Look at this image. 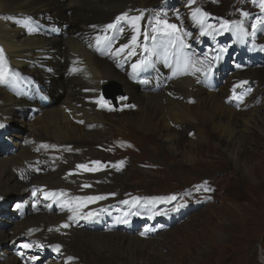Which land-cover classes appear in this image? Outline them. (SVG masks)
Here are the masks:
<instances>
[{"label":"bare ground","instance_id":"6f19581e","mask_svg":"<svg viewBox=\"0 0 264 264\" xmlns=\"http://www.w3.org/2000/svg\"><path fill=\"white\" fill-rule=\"evenodd\" d=\"M169 2L165 7H169ZM159 3L160 0H0V48L4 50L9 73L8 83L0 85V124L5 126L4 123L17 120L27 130L24 145L17 140L13 143L20 147L19 151L0 158V198L16 195L21 217L11 228L0 230V264H32L31 257L39 259V253L48 252L53 259L41 264H167L166 261L190 264L193 259L200 260L196 248L204 241H192L191 251L172 259L158 252V246L172 243L176 234L155 242L129 233L134 223L117 206L118 200L127 197L124 201L132 205L137 198L136 204L141 206L145 198L131 193L122 196L121 174L117 177L109 174L111 183L104 184L102 172L84 173L77 169L78 164L100 159L94 156L93 146L99 144L100 149H107L116 134L129 132L147 143H162L167 152H178L189 162L200 152L217 158L226 155L230 164L216 168L221 175L229 171L227 164L240 172L244 169L250 180L264 170V137L253 135H264V112L260 111L264 105L259 103L264 98L261 96L264 66L255 68L253 61L243 60L247 65L233 73L234 78L218 71L212 82L200 83L181 71L167 69L171 59H176L174 47L178 42L172 45L144 39L145 30L152 34L150 13ZM182 5L168 8L166 16L189 29L182 13L187 5ZM141 11L136 54L129 55L135 34L132 27L121 21L115 29L105 31V28L117 16L124 13L136 16ZM61 25L66 29L58 36L55 28ZM192 26L201 29L197 20ZM120 28L124 29L122 34ZM259 39L264 42V37ZM123 45L129 48L118 52ZM164 54L169 58L164 59ZM156 59L161 81L145 83L140 77ZM128 60L132 65L141 61L146 64L130 77L124 69ZM112 81L122 89L115 97L116 105L101 93L104 84ZM242 82H258V88L248 97L244 94L243 99L239 93L228 98L232 90L238 91L245 84ZM49 89L60 97L50 98ZM101 96L109 102L111 110L98 106L96 101ZM13 136L10 134L8 139ZM123 141L132 145L131 141ZM161 151L162 157L168 159ZM121 161L125 159L111 161L112 173L120 171ZM238 185L246 191L252 188L251 183ZM255 185L264 187L263 182ZM61 191L64 196L45 197V192ZM86 196L105 197L80 209L81 213L95 212V218L69 220L72 212L65 201ZM3 200L0 199V207ZM144 212L146 208L138 213L141 216ZM236 215L231 207L227 210V216L236 218ZM206 217V227L216 228L214 216ZM64 224L68 227H63ZM182 230L183 233L186 228ZM24 243L33 246L24 249L21 247ZM56 245L60 246L59 251L55 250ZM210 246L209 257L204 256L202 264H216L212 257L223 247L226 249L224 245ZM20 252L22 256L18 255Z\"/></svg>","mask_w":264,"mask_h":264},{"label":"rangeland","instance_id":"374dc122","mask_svg":"<svg viewBox=\"0 0 264 264\" xmlns=\"http://www.w3.org/2000/svg\"><path fill=\"white\" fill-rule=\"evenodd\" d=\"M162 1L164 0H160V2ZM169 1L170 0H168V2ZM239 2L240 0H211L207 3L202 1L200 5H202L207 12H211L212 14L215 13L214 15L220 18V16L223 17L236 14V6ZM185 3L186 5L189 3L192 9H196V5L192 2L190 3V0H171V7L173 9ZM183 14L185 15V10ZM255 21L256 20H254L253 23H255ZM55 29L58 33L57 35L61 36L66 26H57ZM261 66H264V52L258 57V66H255V68H260ZM107 83H105L104 86H106ZM247 85L246 88L249 94L247 93L245 97H248L254 92V88H258V82L247 83ZM52 91H50V89L48 91L51 96L50 98L55 100L58 99L60 94L52 93ZM118 94L115 93L114 97ZM261 96H264V92L261 93ZM263 99L259 100V103L262 102V106L264 105ZM110 101L113 105H116L115 101L114 103L112 100ZM260 111L264 112L263 109ZM4 125L5 126L0 127V129H3L0 130V158H7L15 155L20 147L13 143L20 141L24 145L25 142L23 138H25L27 134V130L21 127V123L17 120L9 121V123H4ZM10 134L15 135L13 136L14 138L11 137L12 141L8 139ZM256 134L253 133L254 136L260 138L262 136L264 137L262 133ZM2 137H4V139ZM262 139L264 142V138ZM123 140L131 141L132 145ZM123 143L126 144L123 145ZM109 144L110 147L107 149L105 148V150L100 149L98 147L100 146L99 144L93 146L94 151H96V155L94 156H97V158L101 157L93 161L101 162V167L98 172L103 173L102 177H105L104 184L111 183L110 178L114 175L117 177V175L121 174L119 177L123 182V193L121 195H130L131 193L140 199L145 198L144 203L140 201L141 206L136 204L138 201L137 198L133 201L132 205L122 203V200L124 201L127 197L118 200L117 205L128 214H133L135 211L138 213L141 208H146V212L141 216L136 215L131 221L135 223L132 226L133 231L129 232L131 235L136 236L139 234V236H141L143 232L142 236L154 239L155 242H157V240L163 242L164 236L170 235L173 237V235L176 234V236L173 237L172 243L163 242L161 246H158V252L165 255L166 258L171 257L172 259H176L179 255L182 256L183 253L191 251L192 241H204L196 248V251L201 255L200 260L193 259L190 264H202L201 261L203 257H209L208 251L211 250L210 245H224L226 247V249L223 247L218 253L215 250L217 254L215 253L212 259L215 260L216 264H264V187L257 188V185H255L259 182L264 183V170L261 171L259 177L250 180L246 175L247 173L243 171L244 169L240 172L229 165L230 160L226 155L217 158L216 156H209L206 152H200L195 155L192 162H189L178 152L172 154L167 152V150L163 148L162 143L161 145L150 144L141 136H132L129 132H126L124 135L116 134ZM250 145L251 144H249L248 147L251 149L252 147ZM209 146H213V144ZM160 149L168 159L162 157L159 152ZM262 152L264 153V150ZM118 158H124L125 162H123L120 171L112 173L111 161ZM199 160L200 162H198ZM224 163H229L227 164L229 166V171L227 174L221 175L217 172L218 170L216 168H220ZM83 172L89 173L86 171ZM235 172L238 175L232 176V173ZM109 174L112 177H109ZM242 182L245 184L251 183L252 188L246 191L238 185V183ZM205 188L210 189V191H205ZM172 195H175L177 199L174 201L162 199L159 202H150L152 198H166ZM16 197V195L8 194L0 198L4 199V203L1 202L0 207V230L11 228L21 219L18 206L16 205V199H14ZM142 205L144 207H142ZM180 205H182V207H178ZM235 206H238L237 210ZM126 207L130 212L126 210ZM230 207L236 211V218L227 216V210H229ZM174 208L177 210L173 211ZM110 214H112V212ZM209 214L214 216L213 219L217 229L214 228L210 230L206 227V216ZM112 215L114 216V213ZM193 221H195L194 224ZM103 227V229L106 230V225ZM183 228L184 230L186 228V231L182 233ZM205 237L207 239L204 240ZM17 240L21 241L22 239ZM11 244H13V241H11ZM226 253L227 256H225ZM48 259H53L52 253H39V259H36L38 261L34 262V260L32 264H41ZM157 261L162 263L163 260L158 259ZM164 263L174 264V262L168 261Z\"/></svg>","mask_w":264,"mask_h":264},{"label":"snow or ice","instance_id":"6c2138e0","mask_svg":"<svg viewBox=\"0 0 264 264\" xmlns=\"http://www.w3.org/2000/svg\"><path fill=\"white\" fill-rule=\"evenodd\" d=\"M191 3V0H190ZM261 12H264V0H261V3L259 5ZM193 17L197 19V22L201 25L204 24L208 13L203 12L201 9L196 8L193 11ZM249 14L247 12H244L241 10V16L247 17ZM143 19V12L141 11L140 15L136 16H129L127 13H124L120 16L116 17V20L114 23H110L106 26L105 31L109 29H115L120 24L121 21L127 22L128 25H130L134 31V35L131 38L130 44L132 45V50L129 52V55H135V46L137 45L138 36L140 34V20ZM154 23L151 25V35L148 34L147 30L144 32V39L148 40L151 39L154 42H158L160 40H166L169 44L175 45L177 41H179L180 47L184 48L187 47V45L183 42L182 37L180 36V27L176 24L169 23L167 19H161V14L157 13L155 17H153ZM258 26H264V16L258 17L255 21V23L252 24L253 29H257ZM211 29V31H209ZM121 32H123V28L119 29ZM220 33V32H233L239 36L247 35V33L244 31L243 27V21H228V20H222L220 27L218 29L213 28L212 25L208 26V29H205L201 32V35H212L213 33ZM252 35H255V32L252 33ZM104 39H107V37H104ZM101 40V37H97V42L99 43ZM142 48L145 46L141 45ZM129 48V45H123L120 49H118V52L123 51L124 49ZM261 49L264 50V46H261ZM223 51H227V49H224ZM187 61L185 62V66H187ZM146 61H141L136 64L132 65L133 72L139 71L143 66H145ZM239 67V65L237 66ZM73 71H76V69H73ZM196 71H200V69H196ZM208 71L210 72L211 69L209 68ZM8 76L9 73L7 71V65L4 57V50L3 48H0V85L8 83ZM246 83V82H242ZM121 100L127 99V97H121ZM96 103L98 106L104 108L108 107L110 109L109 102L104 100V98L101 96ZM126 107H134V105H125ZM0 127H3L2 124H0ZM45 147H47L45 145ZM119 164L122 166L123 161L119 162ZM77 169L82 171H98L101 167L100 161H91L90 164H78ZM84 187H90V185H84ZM199 190V189H197ZM205 191H210V189L205 188ZM64 196V192H45V197H55V196ZM112 195H115L114 193ZM105 199L104 196H86V197H73L71 201H65V206L68 207V210L72 212V215L69 216V220H73L76 218H82L85 220H90L95 218L96 213L95 212H87V213H81L80 209L84 208L87 204L93 203L96 200H102ZM166 200V201H174L177 199L175 195L166 197V198H152L150 202H159L160 200ZM74 202V203H73ZM122 203H127V201H122ZM182 207V205L178 206ZM177 209H173L175 211ZM63 227H68L67 224H64ZM143 235V233H142ZM33 245L29 243H24L21 245L24 249H29ZM37 247H43V245L37 244ZM55 250L59 251L60 246L56 245ZM18 255H23L22 252L18 253ZM30 259L36 260L37 257H31ZM69 259H72L71 257Z\"/></svg>","mask_w":264,"mask_h":264},{"label":"water","instance_id":"95a60500","mask_svg":"<svg viewBox=\"0 0 264 264\" xmlns=\"http://www.w3.org/2000/svg\"><path fill=\"white\" fill-rule=\"evenodd\" d=\"M113 87V84H109L106 88H105V93L107 94L108 93V91H109V89H111ZM114 93H116L117 94V92L116 91H114Z\"/></svg>","mask_w":264,"mask_h":264}]
</instances>
